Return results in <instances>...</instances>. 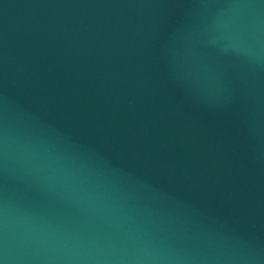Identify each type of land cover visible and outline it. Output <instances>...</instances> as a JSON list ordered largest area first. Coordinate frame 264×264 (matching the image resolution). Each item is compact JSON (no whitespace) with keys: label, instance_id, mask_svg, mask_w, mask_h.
<instances>
[{"label":"water","instance_id":"1","mask_svg":"<svg viewBox=\"0 0 264 264\" xmlns=\"http://www.w3.org/2000/svg\"><path fill=\"white\" fill-rule=\"evenodd\" d=\"M0 264H264V0H0Z\"/></svg>","mask_w":264,"mask_h":264}]
</instances>
